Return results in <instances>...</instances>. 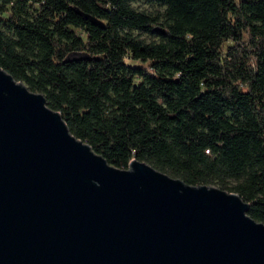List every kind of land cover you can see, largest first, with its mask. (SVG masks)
Here are the masks:
<instances>
[{
  "label": "trees",
  "instance_id": "trees-1",
  "mask_svg": "<svg viewBox=\"0 0 264 264\" xmlns=\"http://www.w3.org/2000/svg\"><path fill=\"white\" fill-rule=\"evenodd\" d=\"M133 1L0 0V67L109 164L234 192L264 223V0Z\"/></svg>",
  "mask_w": 264,
  "mask_h": 264
},
{
  "label": "water",
  "instance_id": "water-1",
  "mask_svg": "<svg viewBox=\"0 0 264 264\" xmlns=\"http://www.w3.org/2000/svg\"><path fill=\"white\" fill-rule=\"evenodd\" d=\"M248 208L143 161L109 164L0 67V264H264Z\"/></svg>",
  "mask_w": 264,
  "mask_h": 264
},
{
  "label": "rangeland",
  "instance_id": "rangeland-1",
  "mask_svg": "<svg viewBox=\"0 0 264 264\" xmlns=\"http://www.w3.org/2000/svg\"><path fill=\"white\" fill-rule=\"evenodd\" d=\"M131 6L139 12H145L147 14L158 15V16H161L164 10L163 5L157 2H151L147 0H135L131 2ZM132 34L139 36V38L145 41L157 39L156 36H154V34L144 32L141 30H132Z\"/></svg>",
  "mask_w": 264,
  "mask_h": 264
}]
</instances>
